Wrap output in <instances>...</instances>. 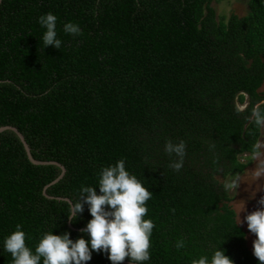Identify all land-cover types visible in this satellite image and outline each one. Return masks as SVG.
<instances>
[{"label":"trees","instance_id":"1","mask_svg":"<svg viewBox=\"0 0 264 264\" xmlns=\"http://www.w3.org/2000/svg\"><path fill=\"white\" fill-rule=\"evenodd\" d=\"M213 1L2 0L0 126L18 128L35 159L66 171L52 183L60 166L33 163L14 131L0 132V264H12L3 241L18 224L33 250L52 229L82 235L88 205L70 221L67 201L118 159L152 192L143 264H191L219 246L235 264H260L223 179L261 152L252 111L264 110V0H249L242 17H218ZM47 12L60 48H43ZM68 21L79 35L63 31ZM181 140L174 170L165 143ZM86 264L112 262L93 252Z\"/></svg>","mask_w":264,"mask_h":264},{"label":"clouds","instance_id":"2","mask_svg":"<svg viewBox=\"0 0 264 264\" xmlns=\"http://www.w3.org/2000/svg\"><path fill=\"white\" fill-rule=\"evenodd\" d=\"M38 23L45 29L42 33L43 48L53 46L60 48L62 41L58 38L56 25L57 17L52 12L43 13L38 17ZM63 31L72 35H79V24L68 21L63 24ZM252 115L256 125H264V110L260 105L253 108ZM165 151L177 159L170 162V167L179 170L183 166L185 143L167 141ZM259 175V173H257ZM99 188V191L96 188ZM236 181L226 184L228 189L234 188ZM152 192L144 186L136 175L125 166L124 159L102 167L95 186L81 185L76 200H68L67 216L75 221L83 211V205H88L90 219L82 235L70 238L68 231L59 234L46 231L41 235L34 250L26 245L25 232L18 224L3 241V248L12 256V264H86L92 258L93 252L104 253L112 264H118L127 257L130 264H143L150 259V237L154 223L145 218L148 209L146 201ZM261 207L247 212L241 219L237 213L239 225L246 222L247 229L255 235L252 241L253 255L264 262V197L259 200ZM75 218V220L73 219ZM176 248L185 246L183 239L176 242ZM191 264H235L226 254L225 249L218 247L211 257L201 255L191 261Z\"/></svg>","mask_w":264,"mask_h":264},{"label":"rangeland","instance_id":"3","mask_svg":"<svg viewBox=\"0 0 264 264\" xmlns=\"http://www.w3.org/2000/svg\"><path fill=\"white\" fill-rule=\"evenodd\" d=\"M248 2L249 0H214L212 6L215 8L218 17H229L232 13L242 17L249 12ZM261 90L264 91V84ZM259 145L261 152L252 156L250 164L243 173H238L235 176H229L223 179L226 184L232 180L236 181V186L230 189L233 197L231 203L236 212L244 207L240 212L241 219H243L247 212L261 207L259 200L261 197H264V125L263 136ZM240 225L247 231V242L252 251V241L255 235L247 229L246 222ZM260 264H264V262L260 261Z\"/></svg>","mask_w":264,"mask_h":264},{"label":"water","instance_id":"4","mask_svg":"<svg viewBox=\"0 0 264 264\" xmlns=\"http://www.w3.org/2000/svg\"><path fill=\"white\" fill-rule=\"evenodd\" d=\"M1 2H2V0H0V4H1ZM5 130H12V131H14V132L19 136V138L21 139L22 143L24 144V147H25V149H26V152H27V155H28L29 159H30L33 163H35V164H52V163H53V164H57L58 166L61 167L62 172H61L60 176H59L56 180H54L52 183L56 182L58 179H60V178L64 175L66 169H65V167H64L62 164H60L59 162H57V161H42V160L35 159V158L33 157L32 153H31V148H30L29 144L27 143V141H26L24 135L19 131L18 128H16L15 126H12V125H4V126H0V132L5 131ZM47 186H48V185H47ZM47 186H46V187H47ZM44 192H45V194H46L47 196H49V195L46 193V191H44ZM49 197H50V196H49ZM67 200H68V199H67Z\"/></svg>","mask_w":264,"mask_h":264}]
</instances>
